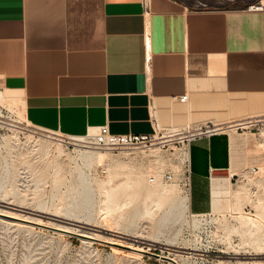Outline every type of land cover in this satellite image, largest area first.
Listing matches in <instances>:
<instances>
[{
  "label": "crops",
  "instance_id": "obj_1",
  "mask_svg": "<svg viewBox=\"0 0 264 264\" xmlns=\"http://www.w3.org/2000/svg\"><path fill=\"white\" fill-rule=\"evenodd\" d=\"M254 5L263 8L0 0V92L32 126L66 136L104 125L153 134L264 115V0ZM240 140L235 133L238 153ZM231 142L226 132L191 142L192 214L214 212L222 189L234 185Z\"/></svg>",
  "mask_w": 264,
  "mask_h": 264
},
{
  "label": "rangeland",
  "instance_id": "obj_2",
  "mask_svg": "<svg viewBox=\"0 0 264 264\" xmlns=\"http://www.w3.org/2000/svg\"><path fill=\"white\" fill-rule=\"evenodd\" d=\"M178 1L195 10H218L249 8L260 0ZM11 124L21 127V143L34 135L62 166L43 163L36 153L30 163L19 162L10 150ZM208 125L241 134V145L234 185L222 189L214 212L200 217L188 210L185 188L178 182L182 142L120 152L89 148L86 142L32 126L19 103L1 98L0 211L41 224L10 227L0 216V264H264V115ZM55 143L64 151L59 157ZM84 150L120 161L121 177L131 182L128 188L104 187L101 181L109 172L102 174L103 167L96 164L90 167L82 159ZM156 167L161 177L171 172L177 179L163 183L175 191L159 203L147 195L150 177L158 176ZM239 190L244 194L239 196ZM63 229L97 238L87 242ZM135 248L145 252L131 258Z\"/></svg>",
  "mask_w": 264,
  "mask_h": 264
},
{
  "label": "bare ground",
  "instance_id": "obj_3",
  "mask_svg": "<svg viewBox=\"0 0 264 264\" xmlns=\"http://www.w3.org/2000/svg\"><path fill=\"white\" fill-rule=\"evenodd\" d=\"M3 100H7V98L2 97ZM6 107L8 109H10L11 111H13V104L12 103H8L6 105ZM241 126L246 125L245 123L240 124ZM12 126V130H13V136L10 139V150L12 151L13 154H15L19 160V162L22 163H30V158L32 157V155H34V153H36L41 162L46 163L48 165H51L53 167H58L60 168L62 166L61 162H57L56 159H53L52 157H49V146L43 144L45 142L42 143L41 139H37L35 138L34 135L29 134L27 136V141L26 143H21L19 140V132L21 127H19L18 125H13ZM219 130V132H222L223 128H219L217 129ZM56 134V133H53ZM60 137L63 136V134H57ZM231 152H232V160H233V166H234V170H233V175L236 174V170H235V165L237 162V158H238V147L235 144L234 141V136H235V132H231ZM71 140L77 142V143H81V142H85L86 136H70L69 137ZM56 140V139H55ZM59 139H57L56 141H58ZM60 142L62 140H59ZM47 142V141H46ZM53 142V141H51ZM59 143V142H58ZM55 143L54 147L56 149V154L55 155H62L64 153L62 147L60 144ZM52 147V146H51ZM89 148L92 146H88ZM54 149V148H53ZM55 151V150H54ZM52 152V150H51ZM83 155H82V159L85 160V162L92 167L93 165H99L101 167H103V169L106 172H109V175L106 179H103L102 185L104 187H118V188H128V186L131 184V182L126 179H123L121 177V169H122V163H120V161L118 160H114L111 158H107L105 153H101V152H97V151H92V150H84L83 151ZM14 156V155H13ZM51 156V154H50ZM58 156V157H59ZM51 158V159H49ZM156 161L157 163L162 166L163 161L160 157H156ZM104 165V166H102ZM158 167L155 168L154 174H157V183H149L152 185L151 188H149L147 190V195L149 197V199L153 200L156 203H159L161 201H163L165 198H167L169 195H171L174 191L175 188L173 187H169V185H164L162 182V177L159 174L158 171ZM264 173V171H262ZM152 174V175H154ZM256 174V173H255ZM221 181L218 179H215L213 181V185H214V192L216 193V195H218L219 189H220V185ZM243 189V188H242ZM245 192V191H244ZM244 193L242 192V190H239L238 195L241 196ZM247 201L251 202L250 197L247 196ZM0 216L2 217V220L7 224V226L10 227H16L18 228L19 226H24V227H34L32 226V224H41V222L24 217V216H20L14 213H8V212H1L0 211ZM8 229V228H7ZM62 230V229H61ZM63 231H68L71 233H76L78 235H80L81 237H83V239L87 242H90L91 240H95L97 237L94 235L89 234L88 232L85 231H74V230H69V229H63ZM116 250H118L117 252H119L120 250L116 248ZM135 251L130 252L127 255L132 256L135 258V256L139 257L141 256V252H145V250H143L142 248H135ZM121 252V251H120Z\"/></svg>",
  "mask_w": 264,
  "mask_h": 264
},
{
  "label": "built area",
  "instance_id": "obj_4",
  "mask_svg": "<svg viewBox=\"0 0 264 264\" xmlns=\"http://www.w3.org/2000/svg\"><path fill=\"white\" fill-rule=\"evenodd\" d=\"M260 5H252L249 9H262ZM2 93L0 92V99L2 98ZM181 102H188L189 95L185 94L179 98ZM182 129V130H181ZM166 128L167 133H163L164 129L157 127L153 134H125L119 135L114 134L110 131L107 125L101 126L95 130L90 131L86 136L85 142L91 146L101 149L109 150L112 152H120L122 150H132V149H147L155 144L165 147L169 142L174 140L182 142L180 150V161L182 164V174L179 175L178 182L181 184L187 192L190 189L191 184V159H190V144L196 138L201 136H212L219 134V127L216 125H203L196 128L191 126L186 128ZM167 134V135H166ZM70 137V136H69ZM187 145V147H185ZM102 174H105L104 169L101 170ZM252 172H257V169L253 168ZM244 180L246 178H243ZM150 183H157L158 179L156 176H152L149 179ZM177 181L176 175L171 172H166L162 176V182L172 183ZM208 214H192V216L206 217Z\"/></svg>",
  "mask_w": 264,
  "mask_h": 264
}]
</instances>
